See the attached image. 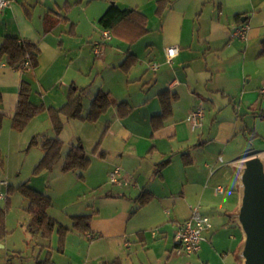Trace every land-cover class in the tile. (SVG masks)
I'll return each instance as SVG.
<instances>
[{
    "label": "crops",
    "instance_id": "1",
    "mask_svg": "<svg viewBox=\"0 0 264 264\" xmlns=\"http://www.w3.org/2000/svg\"><path fill=\"white\" fill-rule=\"evenodd\" d=\"M6 1L9 5L0 11V47L6 38H17L36 45L39 57L37 68L26 72L9 68L5 60L0 61V115L12 123L23 82L31 85L32 103L56 109L67 102L72 90L82 91L83 105L88 95L92 104L99 92L109 93L114 103L104 135L110 136V140L108 144H101L100 140L94 155L105 163L103 183L110 178L115 167H120L127 184L108 189L105 200L100 205L88 206L84 213H68L65 219H55L69 229L64 245L61 248V236L56 228L49 240L41 238L39 254L34 251L35 255L30 257L33 264L48 258L52 264H104L118 259L122 264H135L137 260L154 264L163 262L168 254L171 259L167 264H196L198 261H191L190 256L186 260L180 258L182 255L178 254L175 235L180 224L191 218V207L198 203L202 205L210 197L215 174H208L212 166L207 163V157L211 156L207 141L202 137L207 114L202 128L193 131L188 127L191 125L187 118L185 122H179L177 110L185 97H189L190 105L184 110L186 116L199 107L205 108L207 103L215 112L222 111L223 107L216 104L221 96L232 99L237 117L246 110L264 125V97L261 94L264 87V0H167L168 7L161 17L157 15L160 0ZM113 5L136 10L145 16L146 31L127 20L116 29L112 40L102 45L103 29L99 21ZM150 19L152 22L158 20L159 36L147 46L156 48L150 52L153 57L149 63H158L160 69L154 71L149 65L147 70L142 65L132 77L139 59L136 45L153 32ZM242 27L246 28L244 37H235L236 30ZM109 45L111 50L105 48ZM171 46H177L179 54L168 63L166 49ZM130 56H134L136 62L125 71L122 66ZM97 67L100 71H108V77L103 76L99 82L92 77L94 85L98 83L92 91L90 79L83 76L85 73L93 76ZM134 82L136 84H132ZM166 91L176 97L171 103L172 114L161 129L155 130L152 119L162 114L160 95ZM119 103L129 105L127 116L119 114ZM38 117L44 119L45 130L52 131L53 138L55 133L48 113ZM223 126L219 125L214 143H220L228 134L237 132L239 120L229 126L228 131L220 132ZM256 126V136L264 139V131H261L264 126ZM75 140L76 144H83L79 136ZM246 155H260L264 159V150ZM167 159L171 163L161 174L155 173L157 165ZM240 160L232 163L238 164ZM217 161L224 162L223 158ZM92 164L91 160L90 167L82 173H70L85 179L84 172L92 171ZM105 192L106 189L102 194ZM239 192L232 205L223 191L222 197L226 200L222 198L223 201L210 203V206L216 205L213 212L225 216V219L217 220L218 226L223 229L231 226L239 231L238 236L232 238L237 242L240 255L245 235L238 222H231L228 217L239 211ZM148 193L151 199L139 207L137 198ZM201 209L204 208L201 206ZM83 215L91 216L89 232L73 228L72 217ZM29 221L30 217H26L22 224L28 241L39 239L27 232ZM213 229L212 223V228L203 234L201 250L197 254L200 260L204 256L203 244ZM9 232L10 235L0 244L28 262L29 257L23 256L24 252L12 240L13 232ZM174 255L177 256L172 257ZM229 257L228 253L222 255L225 261ZM234 264H244V261L239 259Z\"/></svg>",
    "mask_w": 264,
    "mask_h": 264
},
{
    "label": "rangeland",
    "instance_id": "2",
    "mask_svg": "<svg viewBox=\"0 0 264 264\" xmlns=\"http://www.w3.org/2000/svg\"><path fill=\"white\" fill-rule=\"evenodd\" d=\"M157 23V19H153V22L152 19H150L149 26H151L153 32L145 36V38L136 45V50L139 51V59L137 66L133 69L131 74L132 77L134 74L136 75L135 72H138L137 70L142 68V65L149 70V65L158 64L155 62L149 63L150 58L153 57V54L150 55V52L153 53L156 48L151 45L147 48L151 41H156L158 39ZM104 43L105 39L102 40L101 44L104 45ZM112 45L117 47L115 43ZM105 48L109 50L112 49L110 45ZM151 74L155 76L154 73L151 72ZM87 75L88 74L85 73L83 77L90 79V85L93 87V91L98 87V83L94 85L93 78L99 82L103 79V76L108 75V71H100L97 67L93 76L91 74L90 76ZM132 84H136V82ZM87 91L89 92V90ZM88 96L85 98L83 115H87L91 107V101ZM190 101L191 98L185 97L179 104L180 109L177 110L179 122H185L186 118L190 115V113L187 116L184 115V110L190 105ZM231 101V98L223 99V97L220 96L216 104L223 107L222 111L215 112L209 103L205 104V108H203L205 114H207V118L204 122L205 130L202 137H205L207 141V150L211 156L207 157V163L212 166V168L208 169V174L209 176L211 173L215 175L213 177V189L209 192L210 197H208L202 205L200 204L204 208L201 210L202 214L205 216L209 215L212 218L214 229L207 235L208 240L203 244L204 256H202V252L200 254L202 259L200 260L197 254L190 255L191 261H200L202 264H234L236 260H241L239 252H237V242L232 238L238 236L239 231L231 226L225 229H223L221 225L218 226L217 220H219V218L225 219V216H223L222 213L213 212L216 205L210 206V203H219L226 200V197H222L225 193L228 197L227 201L231 203L230 205L236 203L238 192L241 190V180L238 165L233 164L232 161L238 158L242 159L243 156L253 151H258L262 148L264 150V139L256 136V128H258L256 124H261V126L264 125L256 120L253 115L248 114L246 110L240 114V117H237L236 111L234 112V108L236 107H234V102ZM111 110H113V108L96 122H88L83 119L68 122L64 130L65 132L62 134L65 147L61 160L53 170H45L39 173L36 172V168L44 155L41 149V142L44 137L51 138L53 136L52 131L49 132L45 130L46 128L43 123L44 119H42V117L35 118L34 122L31 123L32 120L21 132L12 129V123L9 118H3L0 130V150L3 156V163H0V193H2L4 198L0 200V208H8L7 227L9 231L13 232L12 240L16 241L17 247L24 252L23 256L29 257V261L26 262V259L22 261L15 255L16 253L7 251V249L3 248L4 244H0V264H33L34 262L30 257L35 255L34 251L36 255H38L41 250L40 243H42L43 240L39 237V239L34 238L28 241L24 233L22 224H24L25 218H29L30 215L25 210L28 202L19 190L21 186L28 185L38 192L49 195L53 202V206L49 210V213L54 219H65L68 213H84L87 211L88 206L94 204L100 205L101 202L105 200L104 197L108 189L115 188V185L111 184L110 178L107 179L105 183L102 182L104 173L103 166L105 163L97 159L96 155H94V149L100 140L101 144L109 143L110 136L107 138V136H105L106 134L104 135V129L109 121L107 119L112 115V113L109 114ZM236 120H239L238 131L228 134L226 140H222L220 143H214L213 139L218 134L219 125L220 127L223 124L225 125L220 132L228 131L227 128L232 126ZM188 127L191 129L189 125ZM37 131H41V133H37ZM253 131H255V133ZM261 131H264V129H261ZM78 136L83 141L88 157L93 161L92 171L89 173L84 172L85 179H80L79 176L75 177L73 173H64L61 171L64 155L69 147H71V142H73L71 145L76 144V140L74 141V139ZM33 138H36L38 144L31 145ZM105 141L106 143H104ZM104 146L105 145L102 147ZM260 146L262 148H260ZM222 158L224 160L223 163L217 161ZM219 187L223 188L225 193H217ZM105 189L106 192L102 194ZM222 198L223 200H221ZM197 205H199V203ZM228 217L231 222L236 221L235 215L232 214ZM216 235H218L217 239L211 242L212 238ZM220 239H222V242H220ZM27 243H29V246ZM224 253L230 255L226 261L222 258ZM175 256L177 255L172 257ZM170 257L171 255L168 254L163 262L154 264H167L169 259H171ZM180 258L186 260L188 256L184 254ZM137 261L138 262H135V264H149V262ZM198 262H196V264H200Z\"/></svg>",
    "mask_w": 264,
    "mask_h": 264
},
{
    "label": "trees",
    "instance_id": "3",
    "mask_svg": "<svg viewBox=\"0 0 264 264\" xmlns=\"http://www.w3.org/2000/svg\"><path fill=\"white\" fill-rule=\"evenodd\" d=\"M168 7L167 0H160L157 7V15L160 17ZM133 21L143 31H146V18L136 10L121 9L117 6H111L108 11L103 15L99 21V25L103 30H110L114 35L116 29L121 23L125 21ZM264 54V49H263ZM39 50L36 45L31 44L24 40L17 38H6L0 47V61L5 60L7 66L14 70L26 72L35 70L38 66ZM26 62H30V68H25ZM136 58L134 56L128 57L123 64L122 68L129 71L135 64ZM32 88L27 82H23L19 91V100L16 110L12 116V129L21 132L27 125L39 115L47 112L55 133L53 138L45 137L41 142V149L43 151V158L36 168V172L51 171L55 168L63 155L65 142L62 140L61 135L65 129L66 122L70 120L83 119L88 122H96L103 114H105L113 105L114 101L112 96L106 92H99L94 98L91 109L87 116L83 115L84 105L82 99V91L72 90L69 93L67 102L61 108L47 107L45 104L36 105L31 102ZM176 98L169 91L160 95V102L162 105V114L152 119V125L155 130L161 129L165 122L172 114L171 103ZM2 96L0 94V103ZM119 114L122 117L130 113V107L126 103L118 104ZM5 116L0 115V130L2 127V120ZM264 117V115L262 116ZM32 144H38L36 138H33ZM100 143L97 144L95 152ZM253 155H246L243 158ZM0 163H3V156L0 150ZM171 163L170 159L164 160L157 165L155 173L161 174L164 168ZM91 165V159L88 157L87 152L82 144L78 142L71 145L68 154L66 155L62 167L64 173H82L86 171ZM21 193L26 198L28 204L25 210L30 215V221L26 227L27 232L33 237H40L42 239H50L51 234L56 228L60 234V246L64 245L65 236L69 229L61 226L49 214V210L53 206L52 198L49 195L43 194L30 188L28 185H23L19 188ZM151 199L150 194H144L137 198L139 207H142ZM7 211L8 208H0V243L3 242L10 232L7 227ZM91 216H74L72 217L73 228L82 231H90ZM39 264H52L48 258L46 261ZM104 264H122L121 260L113 262H104Z\"/></svg>",
    "mask_w": 264,
    "mask_h": 264
},
{
    "label": "water",
    "instance_id": "4",
    "mask_svg": "<svg viewBox=\"0 0 264 264\" xmlns=\"http://www.w3.org/2000/svg\"><path fill=\"white\" fill-rule=\"evenodd\" d=\"M237 165L241 203L235 220L245 235L240 257L244 264H264V159L254 155Z\"/></svg>",
    "mask_w": 264,
    "mask_h": 264
},
{
    "label": "built area",
    "instance_id": "5",
    "mask_svg": "<svg viewBox=\"0 0 264 264\" xmlns=\"http://www.w3.org/2000/svg\"><path fill=\"white\" fill-rule=\"evenodd\" d=\"M9 5L8 1L0 0V11L5 9ZM246 28L242 27L236 30L235 37H244ZM103 37L105 42L112 40V34L110 30H103ZM179 54V48L177 46H171L166 49L167 62L171 63L174 58ZM25 68H30V62H26ZM151 68L154 71H158L160 66L158 64H152ZM261 94L264 97V87L261 89ZM205 118V111L202 107L193 110L187 118V121L191 125L193 131H197L202 128ZM222 161V159H221ZM110 182L115 186L127 185L123 179V172L120 167H115L110 172ZM223 188L217 189L218 193H222ZM4 197L0 193V200ZM192 216L189 220L180 224L178 231L176 232L175 239L177 242V251L179 255L187 254V256L198 254L201 250V244L203 242L204 232L212 228V221L209 216L202 214L201 205L191 207Z\"/></svg>",
    "mask_w": 264,
    "mask_h": 264
}]
</instances>
